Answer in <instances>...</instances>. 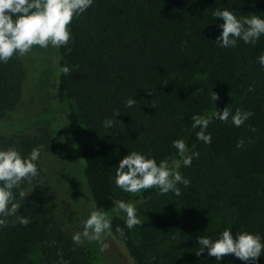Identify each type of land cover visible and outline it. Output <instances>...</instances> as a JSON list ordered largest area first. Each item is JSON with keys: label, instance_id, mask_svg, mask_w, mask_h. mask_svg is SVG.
I'll return each instance as SVG.
<instances>
[{"label": "trees", "instance_id": "1", "mask_svg": "<svg viewBox=\"0 0 264 264\" xmlns=\"http://www.w3.org/2000/svg\"><path fill=\"white\" fill-rule=\"evenodd\" d=\"M216 8L264 16V0H94L73 18L71 39L59 49L60 69L66 65L70 72L60 71L58 95L73 103L67 120L95 208L108 212L115 200L132 198L114 180L119 160L129 151L159 162L176 155L172 141L181 138L199 153L190 167L180 169L191 180L187 187L179 185L180 196L156 189L134 196L141 224L131 230L124 228V216L112 217L111 236L134 264H252L233 254L217 262L206 249L197 255V237L215 238L227 227L233 234L243 228L264 236V68L257 62L264 36L255 45L238 41L235 48H220L215 40L223 21L214 19ZM26 74L21 56L0 64V122L17 109ZM211 90L229 98L213 104ZM132 96L135 106L125 108ZM224 107L253 115L240 127L214 119L207 129L211 143L196 140L192 115ZM105 118L114 121L111 129L102 126ZM240 138L245 146L237 149ZM47 141V132L0 133V147L13 146L22 155L40 148L38 175L22 183L25 192L45 177ZM16 199L18 214L31 222L13 224L15 218L9 217L0 228V264H36V251L43 264H93L51 218L44 198L27 193L20 200L17 192ZM214 203L230 214L221 229L207 224ZM117 226L125 236L116 233ZM255 264H264V250Z\"/></svg>", "mask_w": 264, "mask_h": 264}, {"label": "clouds", "instance_id": "2", "mask_svg": "<svg viewBox=\"0 0 264 264\" xmlns=\"http://www.w3.org/2000/svg\"><path fill=\"white\" fill-rule=\"evenodd\" d=\"M94 0H0V64L7 63L13 56H27L35 46L61 49L71 39L69 25L74 17L88 10ZM214 19L220 18L223 22L218 25L222 30L215 40L220 48H235L238 41L255 45L261 36H264V16L249 15L237 16L234 10L229 8H216L212 13ZM186 43V41L184 42ZM257 62L264 68V51L257 57ZM60 71L67 75L70 72L68 66H62ZM151 94V91L148 90ZM248 91H252L249 86ZM129 97L125 100V108H133L136 99ZM219 96L210 91V100L217 101ZM121 113L115 112V116ZM253 113L240 108L233 111L229 107L214 111L211 115L193 114L191 117L192 129L196 131V140L205 144L211 143V134L207 132L212 121L220 120L225 123L231 121L234 127L243 125ZM105 129H111L114 121L105 118L102 122ZM255 132V128H251ZM251 143V138H248ZM245 146V139L240 138L236 143L237 149ZM172 147L176 155L157 162L155 157L146 155L137 150H132L123 156L116 168L114 180L116 186L127 193H141L148 189L158 190V194L164 195L172 192L176 196L181 195L179 185L187 187L191 180L185 177L180 169L190 167L194 158H199V153L190 149L184 139L178 138L172 141ZM40 160V148L33 147L27 155L13 147H0V228L5 227L9 217H14L13 224L19 223L27 226L30 219L18 214L21 203L16 199L24 200L26 194L21 185L38 175V161ZM137 205L133 202L115 200L113 212L124 214V228L131 230L141 224L137 215ZM124 228L117 226L116 233L125 236ZM112 217L102 208L91 210L82 222V231L73 235V241L77 244L82 240L97 241L101 243L102 250L108 245L103 242L104 236H111ZM211 236H198L197 243L200 246L197 255L205 249L209 256L215 257L219 262L224 256L233 254L241 261L252 264L258 260L264 250V236L245 229H240L235 234L230 227Z\"/></svg>", "mask_w": 264, "mask_h": 264}, {"label": "rangeland", "instance_id": "3", "mask_svg": "<svg viewBox=\"0 0 264 264\" xmlns=\"http://www.w3.org/2000/svg\"><path fill=\"white\" fill-rule=\"evenodd\" d=\"M21 58L27 70L22 97L17 109L0 122V133H48L47 149L43 151L45 177L26 192L46 200L51 218L57 220L73 240V235L82 231L83 220L95 207L83 175V161L67 120L73 103L58 95L60 52L51 46L46 49L35 46L31 53ZM218 96L217 103L229 98L228 94ZM129 194L134 198L139 193ZM132 198L126 202L137 204ZM213 207L214 211L206 218L207 224L210 228L221 229L229 220V211L220 203H214ZM107 213L111 217L124 216L114 213L113 209ZM103 242L108 245L103 250L97 241L74 243L84 248L93 264H134L124 246L112 236L105 235ZM32 258L36 264H43L39 251Z\"/></svg>", "mask_w": 264, "mask_h": 264}]
</instances>
